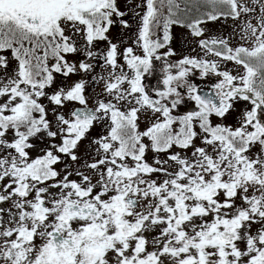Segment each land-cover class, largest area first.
Segmentation results:
<instances>
[{"label":"snow or ice","instance_id":"6c2138e0","mask_svg":"<svg viewBox=\"0 0 264 264\" xmlns=\"http://www.w3.org/2000/svg\"><path fill=\"white\" fill-rule=\"evenodd\" d=\"M0 264H264V0H0Z\"/></svg>","mask_w":264,"mask_h":264},{"label":"rangeland","instance_id":"374dc122","mask_svg":"<svg viewBox=\"0 0 264 264\" xmlns=\"http://www.w3.org/2000/svg\"><path fill=\"white\" fill-rule=\"evenodd\" d=\"M120 2H121V4L123 5V4H125L126 3V0H120ZM218 25H216L215 24V27L213 28L215 31V33H218V34H225L226 32L228 33V32H230V31H228L227 29H225V30H227V31H224L223 29H221V27H217ZM213 27V26H212ZM177 31H179V28L177 29ZM181 33H180V31H179V33H180V36H182L181 38L179 37V38H177V36H175L174 37V39H173V47H174V49L176 50V51H181V50H186V49H190L191 48V45L190 44H188L187 43V38H186V36L184 35V33L183 32H185L186 30H182L181 29ZM175 32V31H174ZM176 35V34H175Z\"/></svg>","mask_w":264,"mask_h":264},{"label":"flooded vegetation","instance_id":"af4514ba","mask_svg":"<svg viewBox=\"0 0 264 264\" xmlns=\"http://www.w3.org/2000/svg\"><path fill=\"white\" fill-rule=\"evenodd\" d=\"M216 25H218L217 27H221V29H223L224 31H231V28H230V22H229V24H224L223 22H217L216 23ZM215 27V25H213V27L212 28H214ZM177 29L178 28H176L175 29V32H174V37L175 36H177V38H181L182 36H180V33L182 32L181 31V29H179V31H180V33H179V31H177ZM225 29H227V30H225ZM213 31H215L214 29H213ZM183 33H185V32H183ZM176 34V35H175ZM227 34V32L225 33V35ZM118 35H122V34H118ZM153 83H155V81H153Z\"/></svg>","mask_w":264,"mask_h":264}]
</instances>
